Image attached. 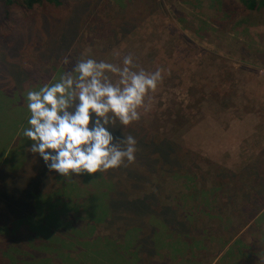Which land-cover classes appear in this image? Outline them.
Returning a JSON list of instances; mask_svg holds the SVG:
<instances>
[{
    "label": "rangeland",
    "instance_id": "1",
    "mask_svg": "<svg viewBox=\"0 0 264 264\" xmlns=\"http://www.w3.org/2000/svg\"><path fill=\"white\" fill-rule=\"evenodd\" d=\"M85 1L71 0L81 15L54 11L43 15L47 26L37 16L15 31L0 5V33L11 37L0 40V169L43 170L38 158L24 159L28 90L55 82L82 57L122 64L131 55L139 68L170 70L141 119L117 125V136L137 139L135 162L70 178L48 170L39 190L60 191L63 200V182L74 184L67 207L84 224L90 196L108 186L131 200L152 192L142 218L150 223L125 231L117 217L92 220L82 242L96 235L99 246L69 254L82 264H264V9L247 10L240 0ZM11 10L16 21L25 13L17 4ZM162 143H171L167 153L156 148ZM4 211L0 203V264H16L6 250L28 244L4 227ZM169 219L179 232L164 225ZM46 244L48 264H57L60 245Z\"/></svg>",
    "mask_w": 264,
    "mask_h": 264
},
{
    "label": "clouds",
    "instance_id": "2",
    "mask_svg": "<svg viewBox=\"0 0 264 264\" xmlns=\"http://www.w3.org/2000/svg\"><path fill=\"white\" fill-rule=\"evenodd\" d=\"M169 74L164 67L139 68L131 55L122 64L82 57L55 82L27 91L30 116L22 135L29 152L63 178L134 163L137 139L114 129L139 121L146 98Z\"/></svg>",
    "mask_w": 264,
    "mask_h": 264
},
{
    "label": "trees",
    "instance_id": "3",
    "mask_svg": "<svg viewBox=\"0 0 264 264\" xmlns=\"http://www.w3.org/2000/svg\"><path fill=\"white\" fill-rule=\"evenodd\" d=\"M80 1L86 3L85 0H73L75 4ZM240 2L247 10L264 9V0H240ZM16 4L25 12L23 17L20 18L21 20L18 21L13 18L11 10ZM75 4H71V0H0L5 19L9 22V28L13 31H15L16 28L18 30L20 26H31L34 24V20L37 16H42L45 19L44 26H47L48 18L46 20L43 15L54 11L63 13L66 9H74L78 15H81V8L76 9ZM81 4L82 2L79 3V5ZM31 37L37 38L39 35ZM10 38L9 35L0 33V40H3V43L5 42L6 44ZM72 40L73 39H71V41ZM37 42L40 43L38 39ZM68 47H70V45H67V48ZM67 48H64L62 52H66ZM39 53L41 55V52ZM116 130L117 127L114 129V134H117ZM171 146V143H162L161 147L156 148L160 150V152L165 151L167 153ZM154 151L155 150H153V152ZM32 158H38V160L41 161V165H43L42 171L35 172V169L32 168L34 171L33 174L32 172L12 174L7 170L0 169V180L6 177L12 178L9 184L0 187V203L5 204L8 208V212L4 211L8 216V218L4 220V227L10 229L12 232H17V236L24 234L28 244L19 245L17 241L14 247L9 248L10 250H6L5 253L9 255L8 257L17 258L18 263L16 264H48L50 260L48 257H45L44 250H42H47L49 248L46 244L48 241L52 244L60 245L57 249H53L60 258L57 264H82V258L77 255L72 256L69 253L77 252L80 255L82 251L87 249L86 247L89 249L91 245L96 246V244H98L99 246L101 238L96 235L92 236L93 242L90 243L92 240L86 239V237L85 241L82 242L83 235L85 236L89 232H91L92 235V220H97L98 218L107 219V217H111L113 219L117 217V219H122L123 229L125 231H129L128 228L130 227H132L133 230H138L142 227L144 222L150 223L148 219L143 220L142 218H144V214L148 212V210L151 211L148 203L150 198H153L152 192H150V194H145L143 199L131 200L126 191L121 189L119 191V189L110 186H108L105 191L96 192L90 196V200L88 201L89 208L86 207V218L87 220L91 219V221L85 224L82 221H74L75 218L67 205L70 203V200H72L71 197L73 196L71 195L76 189V186L70 182H63V189L65 190V193H63V200L60 199L62 195L60 191H40L39 187L47 186L46 172L48 169L45 167L43 160L33 154H27L24 157V159H26V165L29 164ZM165 162H167V159H165ZM26 176H28V178ZM115 184H118V182ZM78 195L77 193L75 196L77 197ZM165 210L170 209L168 207ZM164 216L166 218H172L174 217V213L169 212ZM165 223L166 225L172 224V227H170L172 231H180V227L176 225L178 223L170 219L166 220L164 225ZM139 225L141 227H139ZM154 228L156 231L157 228ZM39 240H45L47 242L45 245H42L40 242L41 246H38L36 242ZM82 244L85 247L82 246ZM24 247L27 249L26 253L24 252L26 255L20 253ZM96 251H98V249H96Z\"/></svg>",
    "mask_w": 264,
    "mask_h": 264
}]
</instances>
